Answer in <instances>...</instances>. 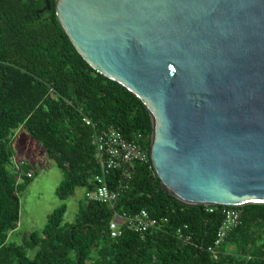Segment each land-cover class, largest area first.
Masks as SVG:
<instances>
[{"label":"trees","instance_id":"obj_1","mask_svg":"<svg viewBox=\"0 0 264 264\" xmlns=\"http://www.w3.org/2000/svg\"><path fill=\"white\" fill-rule=\"evenodd\" d=\"M48 4L42 9L44 0H0V264H264V203L181 204L159 188L149 158L132 164V177L113 209L86 198L99 170L82 118L111 126L125 139L135 137L147 152L151 122L134 94L81 58L57 20L54 0ZM19 127L61 170L56 196L64 200L76 188L84 192L72 222L64 221L61 203L41 228L15 243L8 234L19 218L17 191L31 176L28 163L20 161L16 168L12 159L10 139ZM225 207L240 212V224L226 234L214 257L207 248ZM141 209L165 217L164 228L143 236L127 229L109 236L114 211Z\"/></svg>","mask_w":264,"mask_h":264},{"label":"water","instance_id":"obj_2","mask_svg":"<svg viewBox=\"0 0 264 264\" xmlns=\"http://www.w3.org/2000/svg\"><path fill=\"white\" fill-rule=\"evenodd\" d=\"M54 7L81 58L146 108L159 188L184 205L264 203V0Z\"/></svg>","mask_w":264,"mask_h":264},{"label":"built area","instance_id":"obj_3","mask_svg":"<svg viewBox=\"0 0 264 264\" xmlns=\"http://www.w3.org/2000/svg\"><path fill=\"white\" fill-rule=\"evenodd\" d=\"M82 121L90 128V143L94 148V162L98 168V174L92 178V187L85 193L86 198L99 201L113 209L119 196L125 191L128 180L132 177V164L135 161L146 162L149 158L147 152L134 137L125 139L113 127H100L97 122L88 117ZM18 168L17 164H14ZM118 172V175L115 174ZM30 176V173H26ZM115 175V178H109ZM209 211H211L209 209ZM241 214L233 207L222 209V221L216 231L213 244L207 248L216 257L221 242L226 234L240 224ZM167 222L165 217L156 218L146 210L141 209L134 214L113 213L108 223V234L110 237L119 236L123 230L137 232L140 236L156 229L162 230ZM180 238V230H176Z\"/></svg>","mask_w":264,"mask_h":264},{"label":"rangeland","instance_id":"obj_4","mask_svg":"<svg viewBox=\"0 0 264 264\" xmlns=\"http://www.w3.org/2000/svg\"><path fill=\"white\" fill-rule=\"evenodd\" d=\"M10 145L14 164L20 161L28 163L31 166V176L17 191L19 218L16 228L8 234V241L20 243L23 234L41 228L46 215L61 203L66 206L64 221L72 222L84 189L76 188L73 194L64 200L56 196L55 189L62 180V172L45 153L39 141L29 135L23 127L13 131ZM22 180V177L17 178L18 183ZM27 253L32 254L30 251Z\"/></svg>","mask_w":264,"mask_h":264}]
</instances>
